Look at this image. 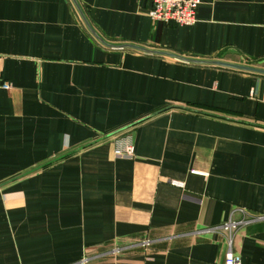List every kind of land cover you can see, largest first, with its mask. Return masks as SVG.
I'll return each instance as SVG.
<instances>
[{
  "label": "crops",
  "instance_id": "obj_1",
  "mask_svg": "<svg viewBox=\"0 0 264 264\" xmlns=\"http://www.w3.org/2000/svg\"><path fill=\"white\" fill-rule=\"evenodd\" d=\"M151 7L0 0V264H224L208 229L264 212V73L215 62L264 70V0ZM233 250L264 264V221Z\"/></svg>",
  "mask_w": 264,
  "mask_h": 264
},
{
  "label": "built area",
  "instance_id": "obj_2",
  "mask_svg": "<svg viewBox=\"0 0 264 264\" xmlns=\"http://www.w3.org/2000/svg\"><path fill=\"white\" fill-rule=\"evenodd\" d=\"M152 7L149 15L154 21L174 23L178 26L193 25L197 21L196 12L201 0H148ZM4 89L9 90L12 85L10 82L3 83ZM135 154V145L131 134H124L116 139L114 155L116 157H132ZM194 173L198 171L193 170ZM175 184L182 186V182L174 181ZM264 221V212H251L245 207H236L232 210L229 219L208 231L225 234L227 237L228 251L224 264H242L240 254L233 250L234 239L240 227L251 223Z\"/></svg>",
  "mask_w": 264,
  "mask_h": 264
},
{
  "label": "water",
  "instance_id": "obj_3",
  "mask_svg": "<svg viewBox=\"0 0 264 264\" xmlns=\"http://www.w3.org/2000/svg\"><path fill=\"white\" fill-rule=\"evenodd\" d=\"M215 62L217 64H223V65L230 66V67H236V68H241V69L252 70V71H257V72H263L264 73V70L263 69H259V68H252V67L243 66V65L225 63V62H221V61H215Z\"/></svg>",
  "mask_w": 264,
  "mask_h": 264
}]
</instances>
